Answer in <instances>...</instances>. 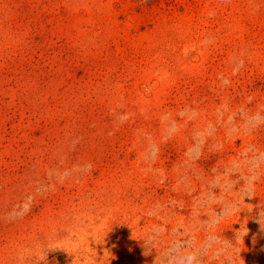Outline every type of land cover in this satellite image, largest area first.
<instances>
[{
    "label": "rangeland",
    "instance_id": "rangeland-1",
    "mask_svg": "<svg viewBox=\"0 0 264 264\" xmlns=\"http://www.w3.org/2000/svg\"><path fill=\"white\" fill-rule=\"evenodd\" d=\"M0 264H264V0H0Z\"/></svg>",
    "mask_w": 264,
    "mask_h": 264
},
{
    "label": "clouds",
    "instance_id": "clouds-1",
    "mask_svg": "<svg viewBox=\"0 0 264 264\" xmlns=\"http://www.w3.org/2000/svg\"><path fill=\"white\" fill-rule=\"evenodd\" d=\"M91 169V165L90 164H88V165H85V171H89Z\"/></svg>",
    "mask_w": 264,
    "mask_h": 264
}]
</instances>
